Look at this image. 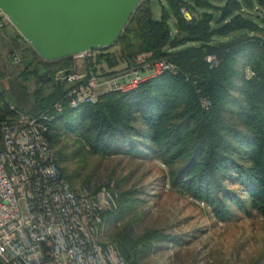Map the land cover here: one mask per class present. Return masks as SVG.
<instances>
[{"label":"trees","instance_id":"1","mask_svg":"<svg viewBox=\"0 0 264 264\" xmlns=\"http://www.w3.org/2000/svg\"><path fill=\"white\" fill-rule=\"evenodd\" d=\"M166 3L173 33L167 13L163 11L156 22L147 3L142 4L115 46L118 54L102 50L90 64L103 63L114 70L151 53L152 60L173 64L176 73L150 78L127 93L104 94L96 105L54 114L45 139L55 151L61 176L72 187L60 167L71 158L121 152L140 158L145 152L146 158L165 167L170 190L204 204L219 222L231 220L230 207L245 214L250 209L264 218V0ZM182 8L188 18L181 14ZM209 56L216 61L213 67L206 61ZM70 61L43 63L33 57V71L25 74L35 78L38 68L46 66L51 79ZM246 69L253 72L252 78L245 77ZM4 70L0 64V83ZM62 96L60 89L42 113ZM201 99L210 103L207 110ZM14 113L0 87V123L12 120ZM71 138L77 152L66 155ZM120 147L128 149L120 151ZM134 194H118L117 210L106 214L107 223L116 225L133 209ZM134 223L111 239L127 264H147L145 257L165 237L154 229L131 234Z\"/></svg>","mask_w":264,"mask_h":264},{"label":"built area","instance_id":"2","mask_svg":"<svg viewBox=\"0 0 264 264\" xmlns=\"http://www.w3.org/2000/svg\"><path fill=\"white\" fill-rule=\"evenodd\" d=\"M180 12L188 18L184 8ZM5 23L10 26L0 13V30ZM95 55L74 56L67 68L52 74L54 83L66 89L48 111L37 117L14 113L0 123V264H127L105 219L117 210V191L73 189L62 178L45 134L54 114L96 105L107 93L133 91L150 78L175 74L176 67L145 53L108 70L103 63L91 66ZM10 58L14 66L21 64L16 54ZM206 61L216 65L214 57ZM78 62L84 66L78 68ZM253 75L245 70L247 79ZM201 106L207 110L210 103L201 99Z\"/></svg>","mask_w":264,"mask_h":264},{"label":"rangeland","instance_id":"3","mask_svg":"<svg viewBox=\"0 0 264 264\" xmlns=\"http://www.w3.org/2000/svg\"><path fill=\"white\" fill-rule=\"evenodd\" d=\"M147 6L156 22L160 21L163 11L169 15L167 25L173 33V20L166 1L151 0ZM21 40V50L17 53L21 64H11L10 54L4 57L5 78L1 88L15 113L37 117L51 97L60 89L64 92L66 87L60 88L52 78L42 84L38 77L25 74L33 71L30 62L35 56ZM104 53L118 54V49L112 47ZM77 66L82 68L84 63L78 62ZM73 142L74 138L67 142L66 155L67 152H77ZM127 149L120 147V151ZM146 155L144 152L143 156L136 158L121 152L110 157H77L60 167L71 179L73 189L112 187L118 194L135 193L131 197L133 209L116 225L110 223L108 233L115 236L132 221L135 223L131 234L142 235L151 229L162 232L165 239L154 244L144 259L147 264H264V218L250 209L245 214L230 207L231 220L219 222L204 204L170 190L165 181V167Z\"/></svg>","mask_w":264,"mask_h":264},{"label":"water","instance_id":"4","mask_svg":"<svg viewBox=\"0 0 264 264\" xmlns=\"http://www.w3.org/2000/svg\"><path fill=\"white\" fill-rule=\"evenodd\" d=\"M141 5V0H0V13L36 59L55 63L115 47ZM37 77L42 84L50 80L46 66Z\"/></svg>","mask_w":264,"mask_h":264},{"label":"crops","instance_id":"5","mask_svg":"<svg viewBox=\"0 0 264 264\" xmlns=\"http://www.w3.org/2000/svg\"><path fill=\"white\" fill-rule=\"evenodd\" d=\"M21 38L11 26H5L0 30V64L4 66V57L7 54H16L21 50ZM4 63V64H3ZM3 82V81H1ZM1 87V83H0ZM2 89V88H1Z\"/></svg>","mask_w":264,"mask_h":264}]
</instances>
